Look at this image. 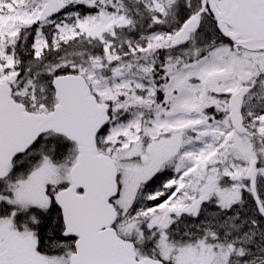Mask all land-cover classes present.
Here are the masks:
<instances>
[{
    "label": "snow or ice",
    "instance_id": "1",
    "mask_svg": "<svg viewBox=\"0 0 264 264\" xmlns=\"http://www.w3.org/2000/svg\"><path fill=\"white\" fill-rule=\"evenodd\" d=\"M0 264H264V0H0Z\"/></svg>",
    "mask_w": 264,
    "mask_h": 264
}]
</instances>
